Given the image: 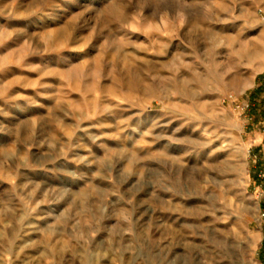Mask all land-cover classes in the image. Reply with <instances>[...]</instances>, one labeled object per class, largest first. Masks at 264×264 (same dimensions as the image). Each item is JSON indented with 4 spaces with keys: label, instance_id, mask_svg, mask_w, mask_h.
Returning <instances> with one entry per match:
<instances>
[{
    "label": "rangeland",
    "instance_id": "obj_1",
    "mask_svg": "<svg viewBox=\"0 0 264 264\" xmlns=\"http://www.w3.org/2000/svg\"><path fill=\"white\" fill-rule=\"evenodd\" d=\"M263 86L264 0H0V264H264Z\"/></svg>",
    "mask_w": 264,
    "mask_h": 264
},
{
    "label": "built area",
    "instance_id": "obj_2",
    "mask_svg": "<svg viewBox=\"0 0 264 264\" xmlns=\"http://www.w3.org/2000/svg\"><path fill=\"white\" fill-rule=\"evenodd\" d=\"M225 101L232 103L235 109L241 113H246L248 109L250 108V103L247 100L239 101L235 98V96H233V94H229L225 98ZM260 175L262 177L261 186L263 187V192H264V173ZM261 218H264V208L262 209V212H261Z\"/></svg>",
    "mask_w": 264,
    "mask_h": 264
},
{
    "label": "crops",
    "instance_id": "obj_3",
    "mask_svg": "<svg viewBox=\"0 0 264 264\" xmlns=\"http://www.w3.org/2000/svg\"><path fill=\"white\" fill-rule=\"evenodd\" d=\"M256 139V136H254V140ZM255 141H257V140H255ZM261 140H259V142H260ZM258 143V142H257Z\"/></svg>",
    "mask_w": 264,
    "mask_h": 264
},
{
    "label": "trees",
    "instance_id": "obj_4",
    "mask_svg": "<svg viewBox=\"0 0 264 264\" xmlns=\"http://www.w3.org/2000/svg\"><path fill=\"white\" fill-rule=\"evenodd\" d=\"M260 89V88H259ZM264 89V86H263V88H262V90Z\"/></svg>",
    "mask_w": 264,
    "mask_h": 264
}]
</instances>
